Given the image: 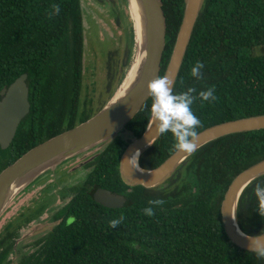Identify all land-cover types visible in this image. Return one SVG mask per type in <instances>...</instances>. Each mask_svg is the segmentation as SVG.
Returning a JSON list of instances; mask_svg holds the SVG:
<instances>
[{
	"label": "trees",
	"instance_id": "obj_1",
	"mask_svg": "<svg viewBox=\"0 0 264 264\" xmlns=\"http://www.w3.org/2000/svg\"><path fill=\"white\" fill-rule=\"evenodd\" d=\"M97 1L114 6L116 2ZM161 2L166 40L157 78L164 76L184 10V0ZM53 5L60 11L50 16ZM128 37L119 69L109 55V88L116 80L119 83L130 60L132 28ZM84 39L81 0H0V90L27 73L31 105L11 145L0 148V172L31 148L86 121L104 106L95 109L83 97ZM256 48L262 52L256 53ZM197 61L204 65L200 78L191 75ZM210 87L215 89L216 100L201 103L197 99L192 105L201 121L197 133L224 121L264 114V0H204L173 92L195 88L194 95H198ZM151 103L149 96L126 124L124 129L133 137L144 132ZM129 143L119 134L105 142L85 165L86 177L62 187L58 196H71L60 212L65 221L42 238L44 245L18 258L16 264H264V259L229 240L220 211L232 180L264 159V129L229 134L205 144L154 188L130 187L122 180L119 162ZM176 150L170 133L159 135L139 163L144 168L157 167ZM258 185L264 187V175L245 188L237 209L238 224L250 235L264 232V200L255 194ZM97 188L123 194L126 205L102 206L93 198ZM156 199L164 204L153 209V216L144 215L142 210ZM44 208L8 223L0 232V241H11L16 234L11 228ZM121 215L124 221L110 228L108 221ZM0 264L10 263L0 256Z\"/></svg>",
	"mask_w": 264,
	"mask_h": 264
},
{
	"label": "water",
	"instance_id": "obj_2",
	"mask_svg": "<svg viewBox=\"0 0 264 264\" xmlns=\"http://www.w3.org/2000/svg\"><path fill=\"white\" fill-rule=\"evenodd\" d=\"M136 1L143 15L145 40L142 47L143 58L134 80L127 88L118 92L127 65L113 95L96 114L31 148L0 172V215L24 188L44 172L54 169L70 157L117 136L149 98L147 85L157 78L165 49L166 21L161 0ZM203 3L204 0H184L182 21L164 73V76L173 80V87ZM27 77V73H22L0 90V148L3 150L11 145L22 119L30 111ZM261 129H264V114L224 121L199 131L196 143L199 149L229 134ZM158 137L150 114L142 135L130 141L120 158L119 172L128 186L158 187L166 182L190 156L177 149L157 167L144 168L138 159L139 169L129 168L126 159L130 158L137 149L141 156ZM263 175L264 159L246 168L232 180L221 203L224 231L229 240L242 250L248 251L250 243L248 237L254 235L247 234L240 228L237 218L238 203L245 188ZM93 198L107 208H121L126 205L124 196L105 188H97ZM40 231L43 229L40 228L37 233Z\"/></svg>",
	"mask_w": 264,
	"mask_h": 264
},
{
	"label": "rangeland",
	"instance_id": "obj_3",
	"mask_svg": "<svg viewBox=\"0 0 264 264\" xmlns=\"http://www.w3.org/2000/svg\"><path fill=\"white\" fill-rule=\"evenodd\" d=\"M81 5L85 37L83 97L90 99L96 109L101 103H106L110 99L118 86L116 80L110 91L106 90L108 57L112 54L111 57L115 59L119 69L123 52L129 42L128 35L132 24L128 6L120 0H116L115 6L97 0H81ZM261 52V48H256V53ZM134 63L133 61L132 65ZM118 134L126 140L134 138L125 129ZM103 144L66 159L24 188L1 213L0 228L10 221L18 210L32 204L34 199L43 198L45 193L59 195L58 191L63 186L75 185L86 177L88 169L85 165L103 149ZM59 201V205H62L67 198Z\"/></svg>",
	"mask_w": 264,
	"mask_h": 264
},
{
	"label": "clouds",
	"instance_id": "obj_4",
	"mask_svg": "<svg viewBox=\"0 0 264 264\" xmlns=\"http://www.w3.org/2000/svg\"><path fill=\"white\" fill-rule=\"evenodd\" d=\"M58 5H53L52 12L49 15L59 13ZM203 63L197 61L191 68V75L200 78ZM148 94L152 97L150 106L153 123H155V134L164 135L170 133L175 141V147L188 155L198 150L196 143V129L201 126L200 119L193 113L192 105L199 99L201 103L216 100L215 89L213 87L200 91L198 95L195 88H188L179 94L173 92V80L168 76L158 77L147 85ZM140 151L137 149L130 158H127V164L131 169H139L138 159ZM255 194L258 198L264 200V187L257 186ZM149 206L142 211L143 214L151 217L154 215L153 209L161 207L164 201L161 199L150 200ZM124 221V216L108 221L110 228H116ZM264 233L248 237L250 243L248 251L256 257L264 259Z\"/></svg>",
	"mask_w": 264,
	"mask_h": 264
},
{
	"label": "flooded vegetation",
	"instance_id": "obj_5",
	"mask_svg": "<svg viewBox=\"0 0 264 264\" xmlns=\"http://www.w3.org/2000/svg\"><path fill=\"white\" fill-rule=\"evenodd\" d=\"M28 88H29V85H28ZM110 89L111 88H109L106 83V90L110 91ZM0 99H1V96H0ZM101 101L102 100H100V102ZM102 104L103 103H101L99 107ZM130 190L131 189H127V192H129ZM53 195L57 197L55 200L52 201ZM121 195L124 196L123 194ZM66 198H67V201L63 203L62 205H59L60 203L59 200L60 199L65 200V198H60L57 193H45L43 198L39 200L38 198H36L33 200L32 204H28L24 209L18 210L16 214L14 215V217L0 228V232L4 229V227L8 223L15 221L20 216L22 217V215H27V214L31 215L33 213L36 214L35 212L40 207H42L43 205L45 206V208L39 215L33 217L29 221H23L20 224V226L15 224L11 228L13 233H16V234H14L11 237V241H7V242L0 241V256L4 257L6 262H9L10 264H16L18 261V258H20L21 256H25V255L26 256L31 255L32 253L36 252L40 248L41 245H44L46 242L42 238L46 236V234L49 231H52L57 225L61 224L66 219L64 214H60V212L63 211V208L68 204L69 200L71 199V196H68ZM67 219L69 220V218ZM40 228H42L43 231H40L37 233V230H39ZM39 239L41 240L38 241ZM10 243H11V246H9Z\"/></svg>",
	"mask_w": 264,
	"mask_h": 264
},
{
	"label": "bare ground",
	"instance_id": "obj_6",
	"mask_svg": "<svg viewBox=\"0 0 264 264\" xmlns=\"http://www.w3.org/2000/svg\"><path fill=\"white\" fill-rule=\"evenodd\" d=\"M125 2L126 5L129 6L128 8H129L130 19L132 24L131 28H132L133 45H132V53L129 60V64L124 73L123 83L121 84V87L118 92L123 91L134 80V77L139 70L143 58L142 47L145 40V26H144L143 15L138 7L137 1L125 0ZM133 61L135 62L134 65H132Z\"/></svg>",
	"mask_w": 264,
	"mask_h": 264
}]
</instances>
